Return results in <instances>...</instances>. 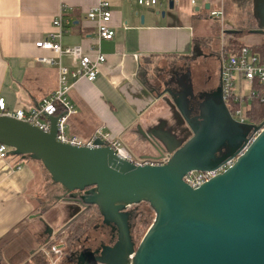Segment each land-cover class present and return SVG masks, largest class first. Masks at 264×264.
<instances>
[{
    "label": "water",
    "instance_id": "obj_1",
    "mask_svg": "<svg viewBox=\"0 0 264 264\" xmlns=\"http://www.w3.org/2000/svg\"><path fill=\"white\" fill-rule=\"evenodd\" d=\"M250 1L257 26L248 33L262 34L264 0ZM169 9H173L172 1ZM239 31L223 33L237 35ZM145 85L156 99L169 97L188 129L180 142L164 132H154L156 139L144 133L158 156L138 159L160 162L156 165L118 161L107 147L59 143L55 139L57 116L47 118L50 128L43 132L0 115V143L9 149L8 155L40 163L51 182L63 190L61 197L82 193L74 202L95 206L103 223L118 228L119 240L113 248L73 252L74 264H264V127L232 120L220 85L207 94L195 93L191 80L186 79L185 91L180 92L186 100L183 106L181 96L177 99L165 89L166 82L153 80ZM203 97L212 103L206 112L198 110L189 119L186 109H193ZM259 128V134L225 172L196 189L183 181L188 172L213 170L235 157L248 134ZM141 203L150 207L154 219L134 249L124 211ZM33 217L46 229L41 249L50 242L54 228L38 215Z\"/></svg>",
    "mask_w": 264,
    "mask_h": 264
},
{
    "label": "crops",
    "instance_id": "obj_2",
    "mask_svg": "<svg viewBox=\"0 0 264 264\" xmlns=\"http://www.w3.org/2000/svg\"><path fill=\"white\" fill-rule=\"evenodd\" d=\"M96 1L0 0V99H4L9 112H27L36 109L57 88L56 65L38 61L40 57L55 60L57 57L36 48L35 43L53 32L52 21L62 13L70 23L65 27L61 45L81 47L91 57L98 51L105 57L98 66L95 81L80 80L68 93L76 113L67 118L65 131L85 139L103 127L112 136L124 140L131 152V148L136 150L137 156L157 157V151L144 136L146 132L156 131L157 123L162 127L160 132L177 142L188 134L181 137L168 131L166 123L175 124L180 115L169 97L156 99L145 83L153 80L162 83L170 75L180 73L191 80L192 86H197L198 73L191 74L184 64L195 57L196 49L205 46L212 35V25L217 24L223 32L230 28L223 20V5L220 0H208L206 4L198 2L191 7L189 0H171L173 9H169L170 1L143 7L135 0H108L110 25L115 34L110 41H97L96 23L86 18V11ZM218 4L223 17L216 20L208 12L216 11ZM59 61L74 69L69 57L61 56ZM179 127L176 124L175 130ZM22 160H27L24 167ZM47 177L36 161L12 156L0 160V264H9L8 259L22 250L9 252L10 246L28 230L26 223L28 227L36 226L34 238L38 241L43 224L36 217L31 220L28 217H41L46 212L37 211L29 192L37 181L42 183ZM58 216L45 219L54 231L58 220L55 222L53 218ZM32 252L36 250H28L29 254Z\"/></svg>",
    "mask_w": 264,
    "mask_h": 264
},
{
    "label": "built area",
    "instance_id": "obj_3",
    "mask_svg": "<svg viewBox=\"0 0 264 264\" xmlns=\"http://www.w3.org/2000/svg\"><path fill=\"white\" fill-rule=\"evenodd\" d=\"M139 6L153 7L160 1L169 2L171 0H135ZM200 2L206 4L208 0H189V5L195 7ZM210 18L223 17L222 10L209 11ZM86 18L96 23L97 41H110L114 37V30L111 27V10L108 0H97L86 11ZM69 21L58 14L52 21L53 32L47 38L35 43V47L52 53L57 60L50 57H40L38 61L48 65H56L58 70L57 88L45 97L40 105L33 110L24 112L16 110L9 112L4 99H0V115L13 117L17 120L29 123L43 132H48L50 123L48 117L57 116V133L55 139L57 142L74 147H85L97 149L107 147L113 151L118 161L129 162L134 165H156L160 162L151 160H141L135 158L125 146L124 142L117 137L106 132L103 127L97 128L89 138H80L70 135L65 131L67 118L76 113L73 106L69 103L68 93L80 80L93 82L96 79L98 66L105 61V57L96 51L95 56L91 57L82 52L81 47H63L60 43L65 33V27ZM221 48L222 67L220 71L221 78V96L230 117L239 124H248L247 115L250 112L253 102H258L264 110V46L249 47L243 45L234 53L227 52ZM67 56L71 59L73 70L61 65L60 57ZM264 127V118L259 125ZM258 126V127H259ZM251 131L246 142L240 148L235 157L222 162L217 168L202 172H188L183 181L192 189H196L203 183L214 178L216 175L225 172L230 168L236 158L241 155L255 137L261 131ZM9 149L0 143V160L7 158ZM20 169L19 166L16 168ZM52 243L43 246L40 251L49 264H59L66 248L64 239H52ZM131 258V256H129ZM93 264V263H92ZM101 264V263H98Z\"/></svg>",
    "mask_w": 264,
    "mask_h": 264
},
{
    "label": "rangeland",
    "instance_id": "obj_4",
    "mask_svg": "<svg viewBox=\"0 0 264 264\" xmlns=\"http://www.w3.org/2000/svg\"><path fill=\"white\" fill-rule=\"evenodd\" d=\"M220 4L222 3L223 5V9H224V17L223 20L225 21V25L229 26L230 28L228 30H241L242 32H248L250 29H254L255 28V21L252 18L251 15V1L250 0H220L219 2ZM216 10H220V5L218 4L217 8H215ZM214 19L218 20L217 17H213ZM204 23H206V21H203ZM212 35L210 37H208L206 43H205V47L204 49H206L207 53L209 55H213L215 53V55L217 56L220 52H221V48L222 45L226 46L228 45V42L230 41H237L240 44L243 45H247L249 47H259V46H264V32L262 34H251V33H247L244 34L242 37L238 36V35H226L223 33V31H220L217 27V24L212 25ZM209 62V60H208ZM210 66H213L214 69V64H213V60L212 63H210ZM199 71L197 69H195V74H197ZM175 75H179L181 77L180 73H175ZM199 81L197 83V86H195L196 88L200 89H204L205 85L202 82L203 81V77L202 75L197 76ZM202 79V80H201ZM195 80H196V76H195ZM200 80H201V85H200ZM196 84V82H195ZM214 85V81L213 79H211V83L208 85L207 89H210L212 86ZM198 90V89H195ZM199 93H201V91H199ZM198 96V95H197ZM181 99H180V104L181 106H183L186 102L185 97L183 95V93H181ZM179 103V101H178ZM212 103V101L210 99H206V98H202L201 101L196 102L194 105L193 109H186V114L187 117L189 119H193L195 114L197 113L198 110L201 111V113L206 112V106H210V104ZM175 124H173L171 121L169 123H166V128H168V131L171 134H176L177 131L175 130ZM248 125V124H247ZM153 128V127H152ZM156 131H152L150 132V134L156 139L157 135L154 132H160V129L162 127H160L158 125V123L155 125ZM159 130V131H158ZM129 150V149H128ZM131 150L133 152L132 155L135 158H139V156H137L138 154L135 152L136 150L132 149ZM135 155H134V154ZM137 154V155H136ZM11 156V155H7ZM12 157H17L20 158L18 156H12ZM23 158V157H22ZM26 159V158H23ZM27 160H22L23 163V167L26 165ZM30 199L34 200V204L37 206V211L38 212H46L45 214H43L41 216V219L46 222L45 219L49 218V217H54L60 213H58V210L56 208V197L63 194V190L61 189V187L59 185H55L54 183L51 182L49 176L46 178V180L44 182H36V185H34L32 187V189H30ZM55 206V207H54ZM137 210L140 212H142V216L140 218H138V221H143L146 224L142 225L141 227L138 226L137 229H139L138 231H136V229H134V236L136 238L137 241H140V239L143 237L144 233L146 232V230L148 229V227L151 225L153 219H154V213L153 211L150 209V207L145 204V203H141L137 206ZM34 215H31L28 217V219H33ZM55 220V222L58 220V217L53 218ZM29 222V221H26ZM59 223V221H58ZM58 223H55V226H59ZM28 223L25 224L26 228H28V230L26 229L25 232H23L24 234L18 238L17 240H19L18 242L13 243L10 248H9V252H14L15 250H18L20 248H22V250L25 251V253H28V250H31L32 248L35 249L36 251H40L39 249V242L35 240L34 236V231L36 226H27ZM34 224V223H33ZM32 224V225H33ZM50 228L52 227V225H49ZM54 228V227H53ZM57 228V227H56ZM91 232V231H90ZM90 232H86L85 234L82 235V237H80L79 239V243H82L83 239H85V237L87 235H95L94 233H90ZM66 234H62L59 239H64ZM23 238V239H22ZM58 239V238H57ZM26 240V241H25ZM77 243H75L74 247H76ZM37 247V248H36ZM111 248H113V245L109 246ZM60 264H74L72 263V259L68 260V258H65V255H63V257L61 258Z\"/></svg>",
    "mask_w": 264,
    "mask_h": 264
},
{
    "label": "flooded vegetation",
    "instance_id": "obj_5",
    "mask_svg": "<svg viewBox=\"0 0 264 264\" xmlns=\"http://www.w3.org/2000/svg\"><path fill=\"white\" fill-rule=\"evenodd\" d=\"M257 24L255 21V28ZM254 28V29H255ZM203 48L196 49L194 52L193 58H191L188 62H185L184 64V69L190 71V73L195 74V69H197L198 76L202 75L203 77V83L205 85L204 89L197 88L198 90H195V86L193 85V90L195 93H210L212 91H216L219 89L220 85V71L222 67V58H221V53H219L217 56L215 53L213 55H209L204 49V45L202 46ZM204 49V50H203ZM206 50V51H205ZM209 60V62H208ZM213 60V66H210V63H212ZM187 67V68H186ZM187 71V74L189 75V72ZM211 79L214 81V85L210 88L207 89L208 85L211 83ZM186 78L185 76H179V75H170L168 77V81H165L166 84L168 85V93L174 95L175 98L179 99L181 94L180 92L182 90L185 91V82ZM202 80V79H201ZM201 80H200V85H201ZM184 119L180 117L175 119L176 124L179 123V129L177 130V133L183 137L184 135L188 134V129L186 124L183 121ZM63 194L59 195L56 197V205H57V210L59 216H58V225L56 230L53 232V237L57 235H62L63 233L66 234L69 230L70 227L75 224L76 220L78 217L84 213L91 211L93 206H85L81 202H74V201H79L80 197L82 196V193H74V194H69L61 197ZM61 197V198H60ZM124 213L127 215V227L131 228L133 221L137 218V207H130L124 211ZM130 230V229H129ZM90 233H94L95 235H87L85 239H83L82 243H79V240L77 241V246L75 247V250L73 251L74 253H80V252H93L96 249H102V247H109L111 245H115L116 242H118V228L117 226L113 224H105L102 221V218H100L97 221V223L94 225ZM131 233V232H129ZM37 239L39 242V246L43 244L46 239H47V233L45 226L43 225L41 231H39V234L37 235ZM72 263L74 261L72 260Z\"/></svg>",
    "mask_w": 264,
    "mask_h": 264
},
{
    "label": "trees",
    "instance_id": "obj_6",
    "mask_svg": "<svg viewBox=\"0 0 264 264\" xmlns=\"http://www.w3.org/2000/svg\"><path fill=\"white\" fill-rule=\"evenodd\" d=\"M247 33L248 32H246V31L242 32L240 30L237 35L242 37L244 34H247ZM242 46H243V44H240L237 41H230V42H228V45L223 46V48L227 52L234 53L235 51H237ZM259 47H262V46H259ZM228 113H229V111H228ZM263 118H264L263 106L260 105L256 101L253 102V104L251 105L250 112L247 115L248 125H250L252 127H258L260 125V122L263 120ZM137 206H134V207H137ZM93 207L94 208H92L91 211L82 213L78 217V219L76 220L75 224H73L70 227V230L65 235L64 241H65L66 248L64 250V255H65V258H68V260L71 259L70 256L73 253V251L75 250V247H74L75 243H77V241L80 239V237H82L83 234H85L86 232H90L99 219V216H100L99 212L95 206H93ZM38 216H40V215H38ZM141 216H142V212L138 211L137 218L135 219V221H133L131 228H129L130 229L129 232H131L130 237H131L132 243L134 245V249L137 247L138 242H139L136 240V238L133 234L134 229H136V231H138L139 230V229H137L138 226L141 227L142 225L146 224L143 221H140V220L138 221V218H140ZM60 236L61 235H57L56 238L59 239V238H61ZM51 243L52 242H50V244ZM8 263L9 264H49L41 251H36L33 254H29V253H25L24 250H20V251L16 252L15 254H13L8 259Z\"/></svg>",
    "mask_w": 264,
    "mask_h": 264
}]
</instances>
